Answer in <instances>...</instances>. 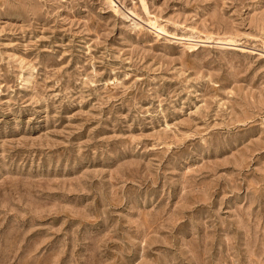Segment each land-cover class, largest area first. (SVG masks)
I'll return each instance as SVG.
<instances>
[{
  "label": "rangeland",
  "instance_id": "374dc122",
  "mask_svg": "<svg viewBox=\"0 0 264 264\" xmlns=\"http://www.w3.org/2000/svg\"><path fill=\"white\" fill-rule=\"evenodd\" d=\"M0 264H264V0H0Z\"/></svg>",
  "mask_w": 264,
  "mask_h": 264
},
{
  "label": "bare ground",
  "instance_id": "6f19581e",
  "mask_svg": "<svg viewBox=\"0 0 264 264\" xmlns=\"http://www.w3.org/2000/svg\"><path fill=\"white\" fill-rule=\"evenodd\" d=\"M233 42H232V40H230V39H221V40H217L216 41V44L218 45V46H221V47H226V46H229V45H231Z\"/></svg>",
  "mask_w": 264,
  "mask_h": 264
}]
</instances>
